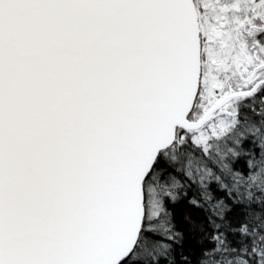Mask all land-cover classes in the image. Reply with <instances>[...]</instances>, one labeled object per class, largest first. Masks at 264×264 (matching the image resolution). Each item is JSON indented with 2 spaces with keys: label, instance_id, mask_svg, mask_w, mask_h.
Listing matches in <instances>:
<instances>
[{
  "label": "snow or ice",
  "instance_id": "snow-or-ice-1",
  "mask_svg": "<svg viewBox=\"0 0 264 264\" xmlns=\"http://www.w3.org/2000/svg\"><path fill=\"white\" fill-rule=\"evenodd\" d=\"M0 264H264V0H0Z\"/></svg>",
  "mask_w": 264,
  "mask_h": 264
},
{
  "label": "trees",
  "instance_id": "trees-1",
  "mask_svg": "<svg viewBox=\"0 0 264 264\" xmlns=\"http://www.w3.org/2000/svg\"><path fill=\"white\" fill-rule=\"evenodd\" d=\"M243 162L241 161L240 165L242 166ZM192 193H189L191 195ZM175 215L177 217L179 226L181 229L189 230L192 227V223L199 224L203 220V213L195 208H193L190 205H187L186 203H182L178 205L175 209ZM189 216L190 220H185L184 217ZM200 235L199 232L195 233V236L198 238Z\"/></svg>",
  "mask_w": 264,
  "mask_h": 264
}]
</instances>
